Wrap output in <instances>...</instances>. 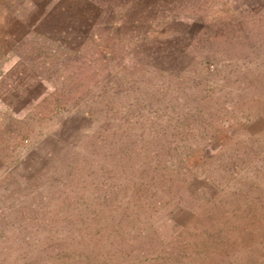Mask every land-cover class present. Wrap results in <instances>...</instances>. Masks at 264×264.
I'll return each mask as SVG.
<instances>
[{
	"label": "rangeland",
	"instance_id": "obj_1",
	"mask_svg": "<svg viewBox=\"0 0 264 264\" xmlns=\"http://www.w3.org/2000/svg\"><path fill=\"white\" fill-rule=\"evenodd\" d=\"M246 3L256 11L264 7V0H0V141H8L0 158V243L12 228L9 236L26 239L27 249L32 248L35 225L57 227L62 219L51 218L48 203L64 188L60 184L66 175L106 180L116 165L110 155L119 146L155 153L157 146L166 145L188 148L192 160L201 150L208 152L207 174L190 186L200 202L214 194L209 178L221 179L225 201H235L233 191L241 187L246 196L235 204L252 236L236 241L237 264H247L249 247L255 264H264V90L253 89L256 101L250 107H233L237 85L264 83V37L254 38L244 52H228L230 37L222 32L228 24L238 25L239 20L229 18L241 15ZM100 48L108 49L109 68L95 80L93 66L82 59ZM123 67L128 70L120 77ZM248 69L255 76L245 74ZM150 79L168 84L166 91L141 92L138 98L116 90L135 83L144 87ZM84 81H89L87 90L78 91ZM97 82L113 83L105 93L129 113L124 124L129 136L120 135L118 117L107 120V100ZM220 83L219 111L205 116V124L194 122L202 101ZM9 128L14 129L10 136L5 132ZM88 135L89 140L101 135L106 144H82ZM148 176L153 192L158 175ZM50 179L56 188L49 186ZM84 189L82 201H97L96 191ZM99 201V225L127 222L114 213L111 197ZM189 218L186 212L176 213L172 226ZM20 225L26 230L21 232Z\"/></svg>",
	"mask_w": 264,
	"mask_h": 264
},
{
	"label": "trees",
	"instance_id": "obj_2",
	"mask_svg": "<svg viewBox=\"0 0 264 264\" xmlns=\"http://www.w3.org/2000/svg\"><path fill=\"white\" fill-rule=\"evenodd\" d=\"M246 6L248 8L242 10L241 15L239 13L236 18H229L239 20L236 27H231L229 24L222 27L223 36L226 37L228 34L230 37L227 38L231 44L228 52L234 50L244 52L246 49L244 47L250 42L264 37V7L256 11L250 4L246 3ZM107 50L96 49L94 55L90 58L88 56L89 59H82L83 64L93 66L96 72L93 76L95 80L97 76L107 74L110 55ZM127 70L123 67L119 76L124 75ZM245 74L255 76L251 69ZM151 81L150 79L147 85L144 83V87L141 83H135L136 86L131 85L129 89L124 87L126 89L116 90L122 94L133 92L138 98H141L139 95L141 92L149 94L157 91L154 93L159 94L166 91L168 84L158 82V86ZM84 82L81 87L76 88L78 91L87 90L89 81ZM247 82L237 85L236 91H239V94L233 97L234 108L240 109L244 105L250 107L253 101H256L252 97L253 89L264 90V83L256 87L257 83L252 80ZM95 84L100 85L98 82ZM112 84L106 82L99 88L105 93L112 88ZM222 88L223 83H220L202 101L197 116H193L194 122L205 124L203 122L205 116H213L219 111L220 106L216 102L224 95ZM105 94L102 95L107 100L105 101L107 103L103 104L107 105L105 109L109 116L107 120L113 121L118 117L117 123L123 128L120 129V135L129 136L131 132L127 131L124 125L128 122L129 117L126 116L129 113L120 109L109 94ZM262 94L264 96V91ZM120 100H125V95H121ZM163 118H166L164 122L168 124L172 122L170 116L167 118L161 115L162 120ZM178 123L182 125V122ZM11 130L14 131L10 128L5 131L8 132V136L11 135ZM14 134L15 137L19 136L17 132ZM162 134L167 136L168 131L165 130ZM90 137L91 135H88L84 138L82 144L93 146L96 141L106 144L107 139L105 137L101 139V135L89 140ZM20 140L21 138L19 142ZM7 142L6 139L0 141L2 145ZM17 142L15 143L18 144ZM4 148H6L4 145L0 146V158L1 150H5ZM117 149L118 152L113 151L110 155L116 165L109 168V172L113 174L112 177L107 178L109 181L101 179L98 175H89L90 178H96L92 180H86L88 175H83L81 179V175H66L64 180L60 179L62 182L60 185H64V188L55 195L54 201L48 203V211L52 214L51 218L59 215L62 220L59 219L61 222L55 228L35 225L32 248L27 249L24 244L27 242L26 239L17 241L11 238L9 234H14L12 228L11 233L3 235L0 243L3 251L0 255V264H237L241 262L236 256L238 251L235 243L239 236H252V231L246 227L244 217L238 213L236 205L239 200L244 199L245 192L241 187H238L240 189L235 187L233 191L235 201H225L224 195L220 193L221 185L218 183L221 179L216 181L213 177L209 178V181L215 191L207 201L200 202L190 191L191 183L207 174L205 161L208 152L205 149L201 150L200 156L195 157L194 160L190 159L189 149L186 147L162 145L157 146L155 153L137 146H132L130 149L127 147L122 149V146H119ZM148 175H158L155 176L157 183L153 192L149 191V186L152 185H149L151 178ZM52 183L56 188L58 184L50 179L49 186ZM86 187L88 190L96 191L97 201H94L95 199L82 201L81 191ZM119 188L122 190L121 197ZM100 196L111 197L114 202V210H112L116 215L126 218L127 222L109 225L107 228L99 225L97 221L103 214L98 215ZM120 198L124 201L122 209H119ZM255 198L259 199L258 196ZM253 201L256 204L254 199ZM182 212L190 215L189 220L173 227L171 216ZM36 214L37 212L32 214L33 219ZM252 216L255 222L256 215ZM21 228L26 230L25 225L19 227L22 232ZM247 250L249 257L247 264H255L257 259L249 254L253 249L249 247ZM26 251H30L29 254H26Z\"/></svg>",
	"mask_w": 264,
	"mask_h": 264
}]
</instances>
